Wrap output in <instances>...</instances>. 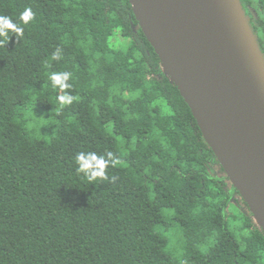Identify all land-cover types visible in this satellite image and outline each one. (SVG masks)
<instances>
[{"label":"trees","instance_id":"16d2710c","mask_svg":"<svg viewBox=\"0 0 264 264\" xmlns=\"http://www.w3.org/2000/svg\"><path fill=\"white\" fill-rule=\"evenodd\" d=\"M262 1L240 0L264 58ZM0 17L23 27L0 37V264H264L128 0H0ZM108 151L109 179L78 171V153Z\"/></svg>","mask_w":264,"mask_h":264},{"label":"water","instance_id":"95a60500","mask_svg":"<svg viewBox=\"0 0 264 264\" xmlns=\"http://www.w3.org/2000/svg\"><path fill=\"white\" fill-rule=\"evenodd\" d=\"M231 185L264 233V58L240 0H128Z\"/></svg>","mask_w":264,"mask_h":264},{"label":"clouds","instance_id":"9594fccd","mask_svg":"<svg viewBox=\"0 0 264 264\" xmlns=\"http://www.w3.org/2000/svg\"><path fill=\"white\" fill-rule=\"evenodd\" d=\"M35 14L31 8H25L20 14V19L27 24L34 19ZM11 30L17 35L23 34V27L19 24H15L8 17H0V37L8 38V31ZM4 43L0 40V44ZM53 59H59L57 54H53ZM71 76L69 72L53 73L50 76V80L53 86L60 88H68L70 85L67 83ZM59 101L62 105H68L75 99L70 95L60 96ZM76 162L78 164V171L84 172L85 175L90 176L91 179L107 180L109 177L106 175V169L109 165H115L118 163V159L111 151H108L105 155L99 156L95 152H80L76 156ZM114 180L115 177H112Z\"/></svg>","mask_w":264,"mask_h":264},{"label":"rangeland","instance_id":"374dc122","mask_svg":"<svg viewBox=\"0 0 264 264\" xmlns=\"http://www.w3.org/2000/svg\"><path fill=\"white\" fill-rule=\"evenodd\" d=\"M261 4H262V6H264V1H262V3H261Z\"/></svg>","mask_w":264,"mask_h":264}]
</instances>
